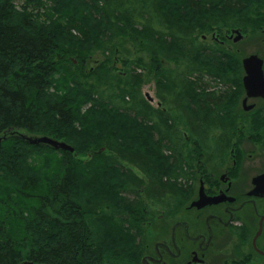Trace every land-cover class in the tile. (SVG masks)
<instances>
[{
    "label": "trees",
    "instance_id": "trees-1",
    "mask_svg": "<svg viewBox=\"0 0 264 264\" xmlns=\"http://www.w3.org/2000/svg\"><path fill=\"white\" fill-rule=\"evenodd\" d=\"M14 1L0 0V135H6L0 150V264H119V213L144 230L150 214L145 198L166 205L181 197L194 149L224 146L237 125L233 101L242 57L219 42L198 40L196 32L201 18L216 21L218 11L240 4ZM258 1L235 19L236 26L246 18L264 20V0ZM91 21L96 35L84 32ZM253 22L247 25L259 27ZM94 40L106 48L128 40L137 51L125 44L119 50V59L128 62L125 71L115 73L107 64L91 82V74L67 57L85 59L82 46ZM139 68L157 74L159 106L142 94L146 78ZM119 112L136 117L128 128L138 130V140H120L112 131ZM40 135L65 139L75 150L27 140ZM77 135L91 138L85 148L95 150L87 159L76 157L86 151L74 142Z\"/></svg>",
    "mask_w": 264,
    "mask_h": 264
},
{
    "label": "flooded vegetation",
    "instance_id": "flooded-vegetation-1",
    "mask_svg": "<svg viewBox=\"0 0 264 264\" xmlns=\"http://www.w3.org/2000/svg\"><path fill=\"white\" fill-rule=\"evenodd\" d=\"M243 88L230 139L193 161L183 195L164 204L167 234L142 264H264V95Z\"/></svg>",
    "mask_w": 264,
    "mask_h": 264
},
{
    "label": "rangeland",
    "instance_id": "rangeland-1",
    "mask_svg": "<svg viewBox=\"0 0 264 264\" xmlns=\"http://www.w3.org/2000/svg\"><path fill=\"white\" fill-rule=\"evenodd\" d=\"M231 1L236 2L237 5L240 4L239 8L236 7V8H231L229 10L218 11V13H216V14H219L220 17L216 21H214L215 20L214 17H211L209 15H208L209 17L205 20H203V18L200 19L204 23L197 26V32L196 33H197L198 40H201V41L207 40L209 42H219V43L222 42L220 40H223V42L221 44L224 46V48L238 52L239 55L242 57V59L245 56L250 55L252 53H258L260 55H263V53H264V43H263L264 31H260V29L264 28V20L258 19L257 23H260V24H257V23H254L252 19L246 18L244 26H239V25L236 26L237 23L235 22V19H237V17L245 16L246 13L250 12V9H252L253 6H256L257 4H259L261 2H259L258 0H231ZM14 2L17 5H21V4L25 3V0H15ZM48 5H50V4H48ZM48 7L52 8L53 6L51 4ZM213 10H217V9L215 8ZM236 11H238V13H236ZM219 12H221L222 14H220ZM198 15L199 14H197V16ZM235 16H236V18H235ZM54 18L57 19L58 14L55 15ZM43 19L46 20L45 18H43ZM211 22H214V23L217 22V23L216 24L213 23L211 25ZM252 22L254 24L258 25L259 27H257L256 29L250 28L247 24L248 23L251 24ZM194 23L195 22H191V24H194ZM233 27H242L243 28V30H242L243 35L239 41L233 40L238 35L236 32H232ZM95 29H97V28H95V23H93V21H91L89 26L84 29V32H86V30H88L89 34L96 35ZM76 32L77 31H75V33ZM230 35L233 38H231V40H228L227 38H229ZM204 36H206V38H204ZM92 42L93 43H90L88 46H82L83 47L82 52H83L85 59L80 58L79 54H77V53L76 54H70L67 57V59L72 60L77 66H80V68L84 69L85 74H87V75L91 74V76H92L91 82L94 81L93 76L96 75V72L101 71L104 67L105 68L111 67L110 70L114 71L115 73H118V71L119 72L125 71V68L127 66L126 64L128 62L123 63V59H119V50L122 49L125 44H126V46L133 47L134 53L137 51V47L134 46V44L128 40H126L125 42H123V40H117L112 45L108 44L107 48L102 46V44L101 45H99V44L94 45L95 43L99 42V40L98 41L94 40ZM122 57L123 56H121L120 58H122ZM107 64L110 67H108ZM141 70L144 71L143 75L146 78L145 83L140 88L141 92L143 95H145V97L148 100H150L149 99L150 96L153 97L154 99L150 100L151 103L154 106H159V98L157 96V77H156L157 74H155V71H153L152 69L148 70V69H140L139 68V69H137V72L139 74H141ZM241 71H243L241 73V79H242V76L244 74V68ZM143 75H141V76H143ZM236 85L237 86H236L235 91H234L233 103L235 102L236 106L241 107L242 98L244 95L243 81H242V83H239V82L236 83ZM235 93H236V95H235ZM148 95H149V97H148ZM172 112L174 115H178V113L175 110H172ZM115 115H116V118H118L117 121H119V123L116 122L115 124H113L114 123L113 122L110 124H113V127L116 128L112 131H114L115 133L118 132L119 139L120 140H128V141L138 140V136H137L138 130L133 129V127H132V129L128 128L131 126V121H132V124H134L133 121H136V117L133 115L132 116L129 115V113L125 114L124 112H122V113L119 112L118 114H115ZM75 138H73L75 140L74 142L78 145V147H80L82 149H86L85 145L91 141V140H88V138H90V137L86 138L82 135H77V136H75ZM71 144H73V143H71ZM92 147L93 146L88 147L85 152L79 153V151H77L76 157L84 158V159L89 158L88 154L95 150ZM193 148H195V147L193 146ZM203 150L205 151V153L207 151L211 152L210 147L209 148L205 147V149L203 148ZM194 151L195 152L193 153L194 154L193 160L196 161V160L200 159V157H201V156H196V154L201 155V154H203L204 151H202V149H199V148L194 149ZM48 153H51V152H48ZM212 153H213V151H212ZM211 162H213V161H211ZM211 162L209 161L210 164H211ZM135 171L138 174L143 175L142 172L136 168H135ZM114 174L116 175V177L118 176L119 179L121 180V178H122L121 173L119 175H117L115 172ZM108 175H110V174H108ZM102 180H104V181H102L104 184L109 181V179L107 177L102 179ZM94 190H95V188H94ZM124 190L125 189L119 190V201H121V204H123V202L120 199V197L122 196V194L123 195L125 194ZM130 197L132 198L133 196L131 195ZM136 199H137V197H136ZM131 200H135V199H131ZM145 201L147 203V208H148L149 213H150L149 218H150V221H152V224H150V223L146 224L145 223V225L143 226V227H145V228H143L144 230L138 228L136 225H135L136 226L135 227L134 225H129L128 223H125L123 220V215H125L124 212L119 213V215H120L119 229L121 228V226L123 227V230H121L122 235H121V237H119V243H121L123 245H118L120 253H119V260H117V263H119V264H142V258H143V255L146 253V251L149 248L154 249L155 244L159 240L164 239V237H165V233H166V232L164 233V231H166L165 230V223L160 218L162 215H164L165 206L156 200H152V199L149 200V199L145 198ZM121 204L119 203V211L125 210V206H123ZM126 216L129 217L130 214H128ZM126 238L128 240H131V242H134V243L130 242V243L124 244L122 242V240H125ZM140 240L142 242H140ZM125 245L127 246L126 247L127 251H125V249H124ZM128 248L130 250H128ZM133 249L135 250L134 252H132ZM122 253H123V255H122ZM134 253H137V255H133ZM124 254H125V256H124ZM21 264H24V262Z\"/></svg>",
    "mask_w": 264,
    "mask_h": 264
},
{
    "label": "water",
    "instance_id": "water-1",
    "mask_svg": "<svg viewBox=\"0 0 264 264\" xmlns=\"http://www.w3.org/2000/svg\"><path fill=\"white\" fill-rule=\"evenodd\" d=\"M237 36L235 41L242 38L241 30H236ZM243 68L245 69V75L243 77V83L245 85L246 91L249 95H257L262 93L264 95V69H263V59L256 53L250 54L243 58ZM149 97V95H148ZM153 100V97H149ZM246 103V101H245ZM6 135H0V150L2 143ZM27 140L33 144L44 143L52 146L55 149L68 150L73 152L75 150L74 146L67 141L59 140L48 135L41 136H27ZM203 198L197 203L203 202ZM207 201H213L212 199ZM27 264H36L33 261H29Z\"/></svg>",
    "mask_w": 264,
    "mask_h": 264
}]
</instances>
